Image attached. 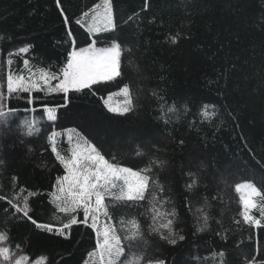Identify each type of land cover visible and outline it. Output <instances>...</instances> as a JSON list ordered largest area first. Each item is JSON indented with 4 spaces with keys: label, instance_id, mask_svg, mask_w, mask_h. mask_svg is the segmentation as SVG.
I'll return each instance as SVG.
<instances>
[{
    "label": "trees",
    "instance_id": "1",
    "mask_svg": "<svg viewBox=\"0 0 264 264\" xmlns=\"http://www.w3.org/2000/svg\"><path fill=\"white\" fill-rule=\"evenodd\" d=\"M100 2L59 0L58 7V0H0V94L6 106L18 109L7 125H0V196L5 197L0 200V232L9 237L7 244L13 250L19 244L18 254L33 260L46 255L50 264L89 259L96 243L90 220L65 229V235L32 223L55 229L67 220L52 201L53 186L65 170L48 147L47 135L74 129V140L79 133L80 141L121 167L140 171L152 161L166 162L150 173L163 193L150 182L138 206L105 199L120 235V217L140 221L149 256L167 264H220L221 258L212 254L224 252L223 264H264V196L252 212L261 221L255 226L243 222L235 190L237 184L251 182L264 194V0H110L115 28L92 36L76 20ZM61 8L70 20L67 25ZM69 31L77 48L119 42L122 74L69 91L67 100L62 92H33L29 104L27 93L7 94V61L12 60L16 74L25 75V59L58 72L71 50ZM26 46H31L29 52L19 54ZM126 85L131 110L109 112L105 100ZM161 104L177 108L165 117L167 123L160 118ZM204 105L213 106L208 119L200 114ZM43 106L55 110L56 121L46 119ZM33 117L40 120L41 131L26 136L20 123ZM56 145L65 156L74 147L67 133L57 135ZM193 177L198 183L189 190ZM29 192L26 217L8 201L23 207ZM154 194L169 200L161 211L177 212L175 246L150 232ZM199 208L209 215L202 232L196 231ZM74 215L83 219L82 210Z\"/></svg>",
    "mask_w": 264,
    "mask_h": 264
},
{
    "label": "snow or ice",
    "instance_id": "2",
    "mask_svg": "<svg viewBox=\"0 0 264 264\" xmlns=\"http://www.w3.org/2000/svg\"><path fill=\"white\" fill-rule=\"evenodd\" d=\"M145 2L147 4V0ZM99 9H102V11H99ZM91 12L90 20L86 19L88 13H84L82 18L76 20V23L85 28L89 34L115 28L110 0H102V4H96ZM61 15L64 16L65 24H69L70 20L64 14L62 8ZM68 36L71 39V50L68 52L66 63L58 72L52 71L51 66L41 67L31 64L29 60L25 59L23 66L27 75L23 73L16 74L11 71L12 60L9 59L7 61L9 72L6 76L7 94L27 93L29 104L34 102L33 92H44L46 94L62 92L67 100V93L70 90L82 91L85 88H91L93 84L99 81H109L122 74L121 56L124 49H122L119 42L113 41L111 46L106 48H96L92 44L77 48L76 40L71 31L68 32ZM171 42L176 43V38L172 37ZM30 47H21L18 53L27 54ZM9 55L13 54L10 53ZM52 81H56L54 86ZM120 94L124 97L122 107H113L107 102L105 107L109 112L124 115L131 110L133 104L129 86H124ZM153 95H156V93L154 92ZM3 100L4 96L0 94V125H7L15 117L18 109L6 106ZM211 107L213 106H203L200 113L203 118L208 119L210 117L208 109ZM25 111H28V109L26 108ZM32 111L35 112L36 109L33 108ZM185 111H187L186 108ZM43 112L46 114L48 121H56L57 115L53 108L43 106ZM168 113H177L176 106H167L165 109V105L161 104L160 118L164 119L165 123L168 122L165 119ZM20 128L24 130V135L33 136L41 131L40 120L35 117L32 119L25 118L21 121ZM73 132H75L74 129L64 130V133H67L69 144L75 143L69 156H65L56 145L57 135H63L64 133L53 130L47 135L48 147L65 170V174L58 176L56 184L53 186L52 201L55 203L57 211L67 215V220L66 222L62 221L60 226L55 227V229L51 224L37 223L35 220H32V223L48 233L65 235V229H71L73 225L79 223L88 225L90 220L89 226L96 234V243L94 250L88 253L89 259L84 264H145V262L146 264H167L166 259L149 256L147 252L149 242L144 238L142 224L136 217H120V231L124 233L120 235L113 223L116 218L109 211L108 204L105 202L106 197H108L111 200L122 202L128 207L138 206L139 201L145 200V192L148 190L150 182L159 188L160 193H163V185L153 179L150 173L153 171V166L163 167L166 162L152 161L150 165L145 166L140 171H133L131 168L121 167L109 162L94 145L87 143V141L82 146L78 138L74 140ZM76 136L79 137V133ZM31 151L32 149L29 148V152ZM137 154L140 155L141 153L138 152ZM189 175L193 176L192 173H189ZM15 179L13 177V180ZM117 181H123V183L117 184ZM197 183L198 180L193 177L186 187L191 190ZM114 189H118V192ZM235 190L238 193L242 191L245 193L240 197L243 222L259 226L261 221L254 219L249 214V210L257 206L253 198L262 197L264 194L251 182L238 184L235 186ZM32 195L33 193L29 192L28 196L24 197L23 207L12 203V201H8V203L15 209V212H22L27 217L29 212L28 199ZM3 199L5 197L0 196V200ZM168 203V199H158L155 194L152 196V207L150 209L152 224L149 225V229L151 233L159 235L161 240L175 246L177 239L174 237L178 234L174 231L173 226L177 212L175 208L170 211L160 210ZM205 206H207V201H205ZM78 210L83 211L82 220L74 215V213H78ZM196 211L199 213L196 231L202 232L208 227L209 215L203 208ZM101 216L104 217L105 221L102 226L100 225ZM236 223H240V221L237 220ZM178 238L180 241L185 239L182 234H179ZM8 239L9 237L5 233L0 232V264H50L49 257L46 255L37 256L33 260L27 254H18L22 252L20 245L17 244L16 250H13L7 244ZM133 248L137 251H132ZM224 255V252L212 254L213 258L217 256L221 258L220 264H223Z\"/></svg>",
    "mask_w": 264,
    "mask_h": 264
},
{
    "label": "rangeland",
    "instance_id": "3",
    "mask_svg": "<svg viewBox=\"0 0 264 264\" xmlns=\"http://www.w3.org/2000/svg\"><path fill=\"white\" fill-rule=\"evenodd\" d=\"M99 4H102V0H101V2L99 3ZM110 4H111V2H110ZM94 8V7H93ZM92 8V9H93ZM91 9V10H92ZM91 10L90 11H88L87 13L89 14L88 15V17L86 18L87 20H90V18H91V15H92V12H91ZM99 11H102V9H99ZM112 14H113V10H112ZM113 23L115 24V21H114V14H113ZM102 32H104V31H102ZM99 33H101V32H99ZM99 33H93V34H90V35H92V36H94V35H96V34H99ZM92 45H94V44H92ZM95 46V45H94ZM96 47V46H95ZM96 48H99V47H96ZM25 75H27V72L25 73ZM116 78V77H115ZM113 80V79H112ZM109 81H111V80H109ZM99 82H107V81H99ZM99 82H97V83H99ZM55 83H56V81H52V84H53V86L55 85ZM70 91H73V90H70ZM120 92L121 91H119V92H117V93H115V94H112V95H110L109 97H111V99H109V97L105 100V103L107 102V103H109L111 106H113V107H122L123 106V99H124V97L120 94ZM114 113V112H113ZM78 138V137H77ZM79 139V138H78ZM80 142H82V141H80ZM83 144H84V142H82L81 143V145L83 146ZM73 146H75V143L73 142ZM122 183H123V181H121ZM244 183H246V182H241V183H239V184H244ZM238 185V184H237ZM238 193V192H237ZM245 193L242 191V192H239L238 193V195H239V198L241 197V195H244ZM254 199V201H255V203H256V207L255 208H251L250 210H249V214L253 217V215H252V212L253 211H255L256 209H258L259 208V197H254L253 198ZM262 210L264 209V208H261ZM254 218V217H253ZM105 221H104V217L103 216H101V218H100V225L102 226L103 225V223H104ZM90 223H91V221H90Z\"/></svg>",
    "mask_w": 264,
    "mask_h": 264
}]
</instances>
